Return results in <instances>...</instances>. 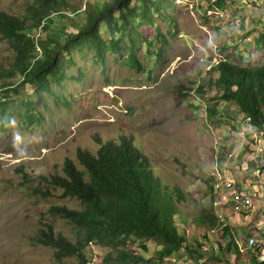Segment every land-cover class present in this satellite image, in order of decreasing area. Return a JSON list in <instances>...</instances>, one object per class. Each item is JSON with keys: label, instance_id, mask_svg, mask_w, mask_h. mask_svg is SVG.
Returning <instances> with one entry per match:
<instances>
[{"label": "rangeland", "instance_id": "1", "mask_svg": "<svg viewBox=\"0 0 264 264\" xmlns=\"http://www.w3.org/2000/svg\"><path fill=\"white\" fill-rule=\"evenodd\" d=\"M28 1L0 0V9L21 16ZM67 1L84 7V0ZM104 1L87 0L86 8ZM132 4L138 8L134 28L115 35L120 47H112L103 22L104 57L90 47L67 55L50 92L32 85L13 91L20 76L0 80V102L8 112L3 118L0 110V264H103L107 249L96 242L85 248L86 263L76 255L59 261L53 247L36 242L42 222L76 240L74 224L49 209L83 207L78 197L64 196L59 188L49 197L38 189L42 176L64 174L67 158L84 169L78 148L94 153L99 140L119 142L121 136L133 138L165 186L185 191L177 223L186 228L190 246L207 252L200 256L182 247L161 257L162 241L135 238L130 247L147 260L138 264H255L250 249L264 247V129L252 125L234 102L223 100L213 84L221 60L264 65V0H150L154 23L142 18L139 0ZM78 8L52 14L46 30L31 28L29 35L62 40L66 32H76L72 21L83 22L86 8L72 15ZM13 59L7 41L0 39V69ZM208 108L215 114L210 116ZM29 110L31 120L24 117ZM229 181L234 190L248 193L249 207L233 200ZM193 198L213 204L237 227L241 253L227 252L228 260L221 261L209 256L219 250L220 230L194 224ZM248 228L258 239L253 247L246 243Z\"/></svg>", "mask_w": 264, "mask_h": 264}, {"label": "trees", "instance_id": "2", "mask_svg": "<svg viewBox=\"0 0 264 264\" xmlns=\"http://www.w3.org/2000/svg\"><path fill=\"white\" fill-rule=\"evenodd\" d=\"M149 1L139 0L141 16L154 23L149 17ZM132 3L133 0H106L101 6L89 3L83 12V22H71L76 32H66L62 40L29 35L28 30H46L49 27L47 20L52 19L53 13L62 14L63 10L78 8L81 6L79 2L71 5L67 0H29L26 13L21 16L0 9V39L6 40L14 53L10 65L0 69V80L20 76V82L12 87L13 91L32 85L39 92H50L52 81L64 69L67 55L90 47L96 50L100 58L104 57L108 44L101 32L103 22L108 24L112 34V47H120L121 39L115 35L134 28L138 8ZM161 4L158 6L161 7ZM215 70L219 74L213 84L219 88L221 98L234 102L252 125L264 129V65L248 66L221 60ZM5 105V102H0L3 118L8 117ZM208 111L211 116L216 110L208 108ZM24 117L31 120L34 114L29 110ZM99 143L101 146L96 153L78 148L77 158L84 169L67 158L64 174L42 176L43 187L38 189L43 197H49L54 196L53 190L59 188L64 196H75L82 201L83 207L80 209L55 204L49 209L53 215L74 224L76 240L56 232L53 224L42 222L45 227L39 229L36 242L53 247L59 261L65 256L76 255L81 263L87 262L85 248L91 242L107 249L103 264L145 262L146 258L130 247L135 238L162 241L161 257L170 256L182 247L199 252L200 256L206 255L201 245L198 248L190 246L186 228L176 220L183 216L178 203L187 200L185 191L179 186L170 190L163 184L155 174L151 161L132 137L122 136L119 142L99 140ZM194 200L197 206L194 224L211 232L220 230L219 250L209 252V256L221 261L228 260L227 252L241 253L237 227L227 223L226 217L213 204ZM245 232L253 235L250 228ZM225 239L227 242H224ZM250 256L253 263L264 264V247L250 249Z\"/></svg>", "mask_w": 264, "mask_h": 264}, {"label": "built area", "instance_id": "3", "mask_svg": "<svg viewBox=\"0 0 264 264\" xmlns=\"http://www.w3.org/2000/svg\"><path fill=\"white\" fill-rule=\"evenodd\" d=\"M83 4H84L83 9H85L86 5H87V0H84ZM83 9L78 8V9L72 10L71 11L72 15H76V14L80 13ZM58 13H60V12H58ZM58 13H53V16L55 14H58ZM260 151L264 152V146H261ZM233 184H234V182H232V181H229L227 184V186L233 190L231 192V197L233 198V200L243 204L245 207H249L251 205V198L248 195V193H242V192L237 191L236 189L234 190ZM257 242H258L257 236L255 234H253L248 238L246 243H247L248 247H253L255 244H257ZM238 244H239L240 251H243L244 250L243 249L244 243H242L241 241H238ZM216 249H218V248L216 247Z\"/></svg>", "mask_w": 264, "mask_h": 264}, {"label": "crops", "instance_id": "4", "mask_svg": "<svg viewBox=\"0 0 264 264\" xmlns=\"http://www.w3.org/2000/svg\"><path fill=\"white\" fill-rule=\"evenodd\" d=\"M257 173H260L261 172V170L260 169H257V171H256ZM259 185V184H258Z\"/></svg>", "mask_w": 264, "mask_h": 264}, {"label": "clouds", "instance_id": "5", "mask_svg": "<svg viewBox=\"0 0 264 264\" xmlns=\"http://www.w3.org/2000/svg\"><path fill=\"white\" fill-rule=\"evenodd\" d=\"M38 50H40V48H39V47H38ZM121 137H122V136H121ZM120 139H121V138H120ZM115 142H116V141H115ZM100 146H101V145H100ZM99 148H100V147H99ZM97 151H98V150H97ZM97 151H96V152H97ZM96 152H94V153H96Z\"/></svg>", "mask_w": 264, "mask_h": 264}]
</instances>
